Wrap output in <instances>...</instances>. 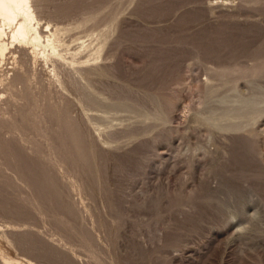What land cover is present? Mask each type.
I'll return each mask as SVG.
<instances>
[{
	"label": "rangeland",
	"instance_id": "rangeland-1",
	"mask_svg": "<svg viewBox=\"0 0 264 264\" xmlns=\"http://www.w3.org/2000/svg\"><path fill=\"white\" fill-rule=\"evenodd\" d=\"M51 1L34 3L40 27L93 18L59 36L66 58L81 57L80 40L118 20L99 64L140 103L104 109L105 121L91 123L113 125V134L96 141L83 119L99 116L98 105L83 111L73 82L100 81L98 95L111 82L61 61L53 72L51 62L10 49L0 65V264H264V110L246 132L211 133L204 119L230 122L202 96L205 82L217 88L228 78L204 70L222 52L219 61H232L264 45V10L242 0ZM239 196L247 197L242 215L225 225L226 205Z\"/></svg>",
	"mask_w": 264,
	"mask_h": 264
},
{
	"label": "bare ground",
	"instance_id": "bare-ground-1",
	"mask_svg": "<svg viewBox=\"0 0 264 264\" xmlns=\"http://www.w3.org/2000/svg\"><path fill=\"white\" fill-rule=\"evenodd\" d=\"M35 1L36 0H0V65H1V63H3L6 54L10 53V51H11L10 49L13 48V50H14L15 53H20L21 54L22 58H29V57L36 58L37 56H39L44 62H47V61L51 62L52 63V68H53V72H54V70L56 69L57 66H62V65H60V61H61V62H64V64H67V65H71V66H74L75 65V66H77L78 67V70H81L85 76L86 75H89V74H91L93 72L92 74H95L97 77H99L100 79H102L103 81H105V83L111 82L112 87H110V85L109 86H105L104 85L105 88H103L104 91H103V94H101V95H98L93 90V87H94L93 86V83L94 82H98V83H100V85H102L103 83L101 84L100 81H95V80H91V79H88V78H84L83 83L73 82V86L78 91V94L77 95H79V96H77L78 97L77 104L82 108L83 111L84 110L87 111V112H88V110L90 111L89 106L91 104L98 105V108L99 109L98 110H95V111L99 112L100 115L99 116H96V114H95V116H89L88 115L89 113L88 114L86 113L84 115V119L83 120H84V124L86 125V128H87L88 132H90L91 136H93L96 139V141H97V139H100L102 143H105L106 144V142L103 140V135H105L104 136L105 137L104 139L107 142H109L110 141V138H111V135L113 134V131H112L113 125H111V126H105V125H102L101 124V127H100V126H97V124H92L91 121L92 120H96V121L99 120V121L104 122L105 121V116H106V113H105V110L104 109H106V108L112 107V108L119 109V108L130 107V105H127V104H124L123 103V101H125V100L134 103L133 104L134 105L133 106L134 108H135V104H139L140 103V102L138 103V101L134 99V97L132 95L134 91L133 92L130 91L129 88L127 90H125L124 89L125 88L124 85L119 84L115 80L116 78H114V76L111 73V71H114L113 69H111L112 68L111 66H109V65H100L99 64V62L103 60V51L105 50L104 49L105 46H107L106 44L108 43L109 38H112L113 37L112 34L115 32V30H117L116 29V25H117L116 22L118 20L116 21V19H113L110 23H108L103 29L99 30L97 33L90 34V35L88 34L85 37L86 40H84V41L83 40H80V45H79V48H78L77 53L78 52H79L78 54H81L82 53L83 55H81V57H75L74 54H70L69 53L70 55L68 56V58H66V57H64V55L61 52L62 51V47L64 45H63V42L60 40L59 36L61 34H63V33H66V35L67 34H70V31H72V30L74 31L75 28L76 29H78V28L80 29V27H83L85 23L93 20V18L92 17H89L87 19L84 18L85 20H83L80 24H78L75 27L69 26V28L68 27H59L56 24H52L51 25L49 22H46L44 24V26H43L44 27V29H43V27H40V19H38V17L36 16L35 10H34V3H35ZM53 1H51V2L53 3ZM69 1L72 2L74 0H69ZM69 1H67V2L69 3ZM135 1H137V0H135ZM143 1L145 2L146 0H143ZM242 1L244 3H246V4L247 3L254 4V6L256 7V9L258 11H263L264 10V0H242ZM150 2H148V4ZM155 2H154V4H155ZM48 3H50V2H48ZM62 3H63V1H62ZM137 3H141V4H139L137 6L138 8H139L140 5L142 7V4H143V7L145 5H147V4L144 5V3L142 1L141 2L139 1ZM202 3H203V1H201V5L203 6ZM59 4H60V1H59ZM161 4H159V5H161ZM199 4H200V2H199ZM208 4L210 6V3H208ZM150 5H151V3H150ZM42 6H44V5H42ZM94 6L96 7L98 5H94ZM205 6H206V4H205ZM209 6L207 7L208 9H209ZM50 8H52V7H50ZM207 8L204 7V9H207ZM56 10L57 11H55V12L58 13V9H56ZM207 11L205 10V12H207ZM225 13L226 12H224V15H222V16L225 17L226 15H228V14L225 15ZM51 14H52V12H51ZM222 14H223V12H222ZM231 15H233V14L231 13ZM244 16H246V14ZM248 16H246V17H248ZM85 17H87V16H85ZM229 17H231V16H227L225 18H229ZM117 18H119V17H117ZM251 18H252V16H251ZM64 20H65V18H64ZM245 23L248 24L249 21L247 20L246 22H244V24ZM256 25H258V24H256ZM242 29L244 30L246 28H242ZM77 31L78 30H76V32ZM150 32H152V31H150ZM137 33H138V31H137ZM111 35H112V37H110ZM61 36H63V35H61ZM263 38H264V35H263ZM61 39H63V37ZM219 40L217 39V41H219ZM238 40L239 39H237V41ZM75 41H73V42H75ZM213 41H215V40H213ZM70 43L72 45V42H70ZM231 43H233V42H231ZM257 45H258V43H257ZM138 46H140V45H138ZM225 46L227 47V45H225ZM254 46L255 45H253V47ZM109 47H110V45H109ZM228 47H229V44H228ZM192 48H190L191 49L190 51H192ZM223 48H222V50H223ZM258 48H259V50H258L257 53H253V54L251 53V55L249 53H247L248 56H245L246 54H242V52H240V51H239V54L238 53H235V51L233 52V54H235V55L238 54V56L241 53V55L244 56V57H242V56H239V57H241L242 59L245 58L244 61H237L239 59V57L236 58V56H235L236 61H235V58L232 59L234 57V56H232L230 54V53H232V51L231 52L228 51V53L232 56V58H231L230 55L227 54V56H230L229 59H232V61L231 60H226L225 58H227V57L221 58V60L219 61V58L221 57V54L223 55L224 52L221 53L220 52V49L218 48L219 52L221 53V54L219 53L220 55L217 53V55H219V57H217L218 58V61L215 62V63L211 62L213 64V67L212 68H206V67H204V70H206L210 74V79L216 80L217 78L224 77L225 75L228 77L223 82H221L222 84L220 86H218L217 88L215 87V85L208 83L209 80L207 82L204 81L206 83L203 86V88H202V96H203L204 104L208 107L209 110H211V113L213 111H221L222 112V114L220 113L223 116L222 119H221V122H230V125L229 126L228 125L227 126H221L220 123L217 120H215L213 117H208V118L204 119L203 122L210 128V132L211 133L212 132L214 133L216 130H220V131L246 132V129L249 126H251V124L255 123L260 118L259 114L264 110V45L263 46H260V47L258 45ZM258 48L256 47L255 49H252V50L254 51V50H257ZM225 49L227 51V48H225ZM235 49L237 50L236 47H235ZM27 50H29V53L27 52ZM249 50H251V49H249ZM249 50L248 51H243L242 50V51L245 52V53L246 52H251ZM208 54L210 55V53H208ZM110 55H111V53L108 56H110ZM212 55H213V58L216 57V53L215 54H212ZM198 56L200 57L201 55H198ZM15 57H16V55H15ZM105 57L107 58V56H105ZM259 59H263L262 61H260V65L254 64V62H257V60H259ZM13 60H15V59H13ZM212 61H213V59H212ZM250 62H252V64H249ZM27 65H28V63H27ZM32 67H33V64H32ZM241 79H245L246 80V82H245L247 84V90H246V92H241L239 90L238 83H239V81ZM241 89H242V87H241ZM99 91H101V90H99ZM125 92H126V95H125ZM104 95H106V96H104ZM107 101H115L116 103H114L113 105H109V104L106 103ZM129 104H131V103H129ZM68 111H69V108H68ZM92 115H94V114H92ZM154 118H156L158 120H162V122H163L164 121V113H163V110L160 109V108H158L157 109V112L154 115ZM239 120L240 121L241 120L244 121L243 124L245 126H242L241 124H237L236 121H239ZM88 126H90V127H88ZM110 129H111L112 132L110 131ZM114 132H117V131H114ZM118 133H119V131H118ZM239 136L241 138H248L246 136L243 137L244 135H239ZM231 137H233V135ZM81 139H83V137ZM111 140H113V139H111ZM111 143H112V141H111ZM109 145H110V143H109ZM103 147H104V145H103ZM111 149H112V147H111ZM92 152H93V155L96 154V150H93ZM100 159H101V157H100ZM99 161H101V160H99ZM100 167H103V166H100ZM104 168H106V167H104ZM102 170L104 171L106 169H102ZM127 174H129V173H127ZM55 198H56L55 201H57V197H55ZM246 198L247 197L244 198V197L239 196V200L237 202V205H235V206L226 205V211H225V213H224V215L222 217V219H224L223 220V223L225 225H228L231 222V220L237 219V218H239L242 215L241 209L244 208V206L246 204L245 203V201H247ZM59 204H61V203H59ZM66 207L68 208V206H65V209H66ZM66 210H68V209H66ZM69 211H71V210H69ZM62 213H64V212H62ZM64 214H66V213H64ZM259 215H260V211L256 210V212L254 213V216H259ZM70 217H73V216L71 215ZM29 235H31V234H29ZM31 237H33V236H31ZM17 239H18V237H17ZM37 241H36V243H38ZM42 242H44V241H42ZM30 243L32 245V242H30ZM44 245L45 246L48 245L47 242H46V244L44 243ZM48 248H49V245H48ZM48 248H46V249H48ZM26 252H27V250H26ZM54 252H56V250ZM39 256L40 255H38V257ZM48 260L50 261V259H48ZM23 262L25 263V261H23ZM3 263H6V261L5 262L3 261ZM69 263H72L73 264V261L72 262H69Z\"/></svg>",
	"mask_w": 264,
	"mask_h": 264
}]
</instances>
